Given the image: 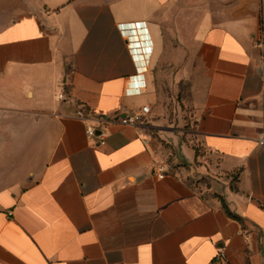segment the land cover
<instances>
[{
  "label": "crops",
  "instance_id": "crops-1",
  "mask_svg": "<svg viewBox=\"0 0 264 264\" xmlns=\"http://www.w3.org/2000/svg\"><path fill=\"white\" fill-rule=\"evenodd\" d=\"M172 77L200 156L159 117ZM144 106L104 144L77 115ZM262 203L264 0H0V264H264Z\"/></svg>",
  "mask_w": 264,
  "mask_h": 264
},
{
  "label": "rangeland",
  "instance_id": "rangeland-1",
  "mask_svg": "<svg viewBox=\"0 0 264 264\" xmlns=\"http://www.w3.org/2000/svg\"><path fill=\"white\" fill-rule=\"evenodd\" d=\"M172 79L173 77L170 81L160 84V89L156 92L157 94L159 93L158 104L161 110L159 117L163 119L166 124L164 128L168 131H173L177 135L180 143H186L188 148L193 149L195 153L200 156L202 154V149L194 135V121L192 118L189 84L183 81L176 82ZM150 121H152L150 115L144 118V123L150 124ZM152 134L154 136H159L156 131L152 132ZM164 143L165 149L168 152L166 160L170 163L177 164V166L182 165L183 163L181 161L185 158L178 152V148L180 147V145H178L179 142L175 146L167 141ZM196 165H199V163ZM196 178L199 179V177ZM198 181L205 183L210 182L205 177Z\"/></svg>",
  "mask_w": 264,
  "mask_h": 264
},
{
  "label": "built area",
  "instance_id": "built-area-1",
  "mask_svg": "<svg viewBox=\"0 0 264 264\" xmlns=\"http://www.w3.org/2000/svg\"><path fill=\"white\" fill-rule=\"evenodd\" d=\"M60 100H66L65 94L61 93L59 95ZM150 107L144 106L138 112L131 113H117L111 117H98L90 114L85 108H80L77 111V115L82 120L91 121L93 124L90 125L87 129V134L90 137H95L98 132H100L99 137L101 138V144H104V131L107 125L111 123H120L123 125H137L143 123L144 118L149 114ZM168 168L165 163H156L153 171L154 174L160 179H163L166 175ZM260 206L264 209V203L260 204Z\"/></svg>",
  "mask_w": 264,
  "mask_h": 264
},
{
  "label": "trees",
  "instance_id": "trees-1",
  "mask_svg": "<svg viewBox=\"0 0 264 264\" xmlns=\"http://www.w3.org/2000/svg\"><path fill=\"white\" fill-rule=\"evenodd\" d=\"M223 205H224V209H225L226 213L228 214V216L231 219L236 220L239 223L243 224L244 220L241 217H239L238 215L234 214L224 201H223Z\"/></svg>",
  "mask_w": 264,
  "mask_h": 264
},
{
  "label": "water",
  "instance_id": "water-1",
  "mask_svg": "<svg viewBox=\"0 0 264 264\" xmlns=\"http://www.w3.org/2000/svg\"><path fill=\"white\" fill-rule=\"evenodd\" d=\"M183 162H184V163H187V161H185V160H184Z\"/></svg>",
  "mask_w": 264,
  "mask_h": 264
}]
</instances>
